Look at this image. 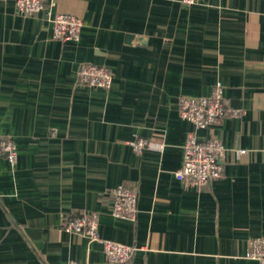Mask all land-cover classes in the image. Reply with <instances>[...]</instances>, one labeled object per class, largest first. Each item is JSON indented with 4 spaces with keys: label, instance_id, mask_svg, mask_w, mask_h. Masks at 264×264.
Returning a JSON list of instances; mask_svg holds the SVG:
<instances>
[{
    "label": "crops",
    "instance_id": "0c3cea01",
    "mask_svg": "<svg viewBox=\"0 0 264 264\" xmlns=\"http://www.w3.org/2000/svg\"><path fill=\"white\" fill-rule=\"evenodd\" d=\"M56 13L80 17L77 42L52 38ZM83 63L110 87L79 85ZM217 82L239 115L207 129L179 116L181 96ZM189 131L226 147L206 186L174 176ZM0 134L17 150L0 156V264H111L63 228L79 212L132 247L123 264H261L245 253L264 235V0H44L31 16L0 0ZM138 138L163 147L136 152ZM119 184L138 189L134 221L111 215Z\"/></svg>",
    "mask_w": 264,
    "mask_h": 264
},
{
    "label": "built area",
    "instance_id": "2783aa9c",
    "mask_svg": "<svg viewBox=\"0 0 264 264\" xmlns=\"http://www.w3.org/2000/svg\"><path fill=\"white\" fill-rule=\"evenodd\" d=\"M202 0H180L184 5H193ZM44 10V0H15V11L23 16H31ZM52 38L62 42H77L80 36L81 19L70 13H56L52 19ZM79 85L107 89L112 82V73L105 67L93 63H83L77 71ZM178 114L190 121L198 129H207L220 123L229 116L239 115L224 97L223 85L217 82L207 96L184 95L177 102ZM132 149L161 150L162 143L150 138H138L130 142ZM226 147L217 135L199 137L189 131L183 143L182 162L174 176L185 185L202 187L219 178L223 172V159ZM244 151H241L243 153ZM0 156L12 165L17 159L13 139L0 134ZM112 196L111 215L134 221L138 211V189L136 185L119 184L110 190ZM66 231L83 234L98 240L103 247L107 261L111 264L125 263L132 247L117 241L101 239L98 234L97 215L93 212H79L63 221ZM245 257L264 264V235L252 238L247 243ZM63 264H80L69 260ZM90 264V263H84Z\"/></svg>",
    "mask_w": 264,
    "mask_h": 264
}]
</instances>
